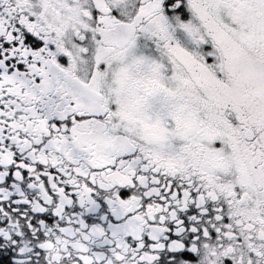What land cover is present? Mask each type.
<instances>
[{"label": "snow or ice", "instance_id": "obj_1", "mask_svg": "<svg viewBox=\"0 0 264 264\" xmlns=\"http://www.w3.org/2000/svg\"><path fill=\"white\" fill-rule=\"evenodd\" d=\"M0 264H264V0H0Z\"/></svg>", "mask_w": 264, "mask_h": 264}]
</instances>
